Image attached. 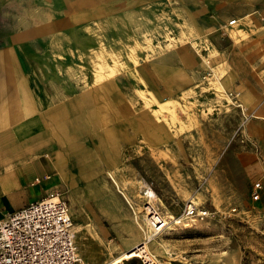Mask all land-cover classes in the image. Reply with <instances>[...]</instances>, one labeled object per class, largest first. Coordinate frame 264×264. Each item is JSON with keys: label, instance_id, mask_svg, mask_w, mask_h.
Segmentation results:
<instances>
[{"label": "rangeland", "instance_id": "1", "mask_svg": "<svg viewBox=\"0 0 264 264\" xmlns=\"http://www.w3.org/2000/svg\"><path fill=\"white\" fill-rule=\"evenodd\" d=\"M186 1L145 0L139 6L138 18L134 12L122 21L115 14L110 20L83 22L89 32L95 26L98 33L112 31L114 45L109 49L102 36L91 51L82 52L81 87L88 83L106 85L107 97H113V112L119 111L113 119L126 123L130 132V146L119 151L122 164L112 182L120 199L123 223L134 221L144 237L147 220L143 204L147 199L143 191L147 188L156 191L162 205L175 214L181 213L191 199L215 212L210 218L190 222L186 228L170 224L150 244L152 253L161 258L171 254L175 264H264V176H245L235 166L238 149L252 151L259 158L262 154L260 142L249 130L256 123L257 136L264 134V125L258 123L262 120L258 109L264 99H254L250 107L252 103L243 100L241 90L264 92V40L255 39L264 33V20L258 21L257 32L250 28L253 32L249 39L232 29L230 39L237 47L226 49L217 66L211 59L214 52L208 50V30L200 22L201 8L197 4L203 1L209 8L208 16L217 23L232 17L233 0ZM180 52L198 59L203 71L199 81L186 94L166 101L153 100L139 81L140 66ZM156 72L166 79L172 77L165 71ZM99 102L103 104L104 99ZM137 127L144 138L131 143ZM256 182L263 190L258 200H253ZM68 203L75 240L88 252L87 261L99 264L100 252L91 235L95 225L79 205ZM159 207L164 215L165 209ZM82 216L86 218L84 228L78 230L81 221L76 218ZM109 239L118 241L113 234ZM125 253L108 263L141 264L135 256L126 259Z\"/></svg>", "mask_w": 264, "mask_h": 264}, {"label": "crops", "instance_id": "2", "mask_svg": "<svg viewBox=\"0 0 264 264\" xmlns=\"http://www.w3.org/2000/svg\"><path fill=\"white\" fill-rule=\"evenodd\" d=\"M144 3L145 0H0V218L59 191L67 202L79 205L95 225L91 235L100 252L99 264H109L122 252L132 250L144 240L147 231L143 237L134 221L123 223L120 199L112 186L113 176L118 175L122 164L119 151L130 146L128 126L113 119L119 111L113 112V97H107L106 85L88 83L81 87L82 52L91 51L102 36L112 50L113 34L109 30L98 33L97 26L89 32L82 23L110 20L115 14L120 15L117 19L127 20L134 12L138 18L139 6ZM232 3V17L217 23L208 16L210 11L203 1L197 4L201 8L200 22L208 30L207 35L204 33L208 50L214 52L211 59L217 66L226 49L237 47L230 39L232 29L249 39L253 32L250 28L257 32L258 21L264 20V0ZM233 19L235 25L228 26ZM87 33H93L94 38ZM258 38L264 40V33L255 37ZM140 67L139 81L155 101L191 91L203 72L198 59L186 52L168 54L152 65ZM156 70L172 77L167 80ZM241 91L243 100L252 103L250 107L254 99H264V92L255 88ZM258 116L262 119L258 123L264 125V102ZM138 127L132 132L135 139L131 143L144 138ZM255 127L256 123L249 131L260 142L261 158L252 151L238 149L235 153V166L251 178L264 176V134L259 138ZM262 190L263 187L260 196ZM152 191L155 205L163 206L165 216L181 214L162 205L156 191ZM70 215L74 225L71 210ZM86 218H76L81 221L78 230L84 228ZM111 234L117 243L109 239ZM75 244L82 261L93 264L87 261L85 247L76 240Z\"/></svg>", "mask_w": 264, "mask_h": 264}, {"label": "built area", "instance_id": "3", "mask_svg": "<svg viewBox=\"0 0 264 264\" xmlns=\"http://www.w3.org/2000/svg\"><path fill=\"white\" fill-rule=\"evenodd\" d=\"M235 23L236 20H230L228 26ZM261 189L259 182L254 184L253 200H258ZM143 196L147 199L143 204L147 234L143 243L132 249L140 253L135 259L141 264H175L173 255L161 258L152 253L150 244L170 224L186 228L190 222L210 218L215 212L190 201L179 216L166 219L155 205L152 189H145ZM0 264H87L75 244L69 204L59 191L0 218Z\"/></svg>", "mask_w": 264, "mask_h": 264}, {"label": "bare ground", "instance_id": "4", "mask_svg": "<svg viewBox=\"0 0 264 264\" xmlns=\"http://www.w3.org/2000/svg\"><path fill=\"white\" fill-rule=\"evenodd\" d=\"M197 203V202H196ZM167 215V214H166ZM168 218H170L171 219V217L170 216H167V218L166 219H168ZM165 219V220H166ZM144 220V219H143ZM145 230H146V228H145ZM146 234V233H145ZM143 242H140L139 244H142ZM139 244H137L136 246H134V248L135 247H137ZM140 255V253L137 251V249L136 250H130V251H128L127 253H125L123 256L126 258V259H128V258H132L133 256H135V257H138Z\"/></svg>", "mask_w": 264, "mask_h": 264}]
</instances>
